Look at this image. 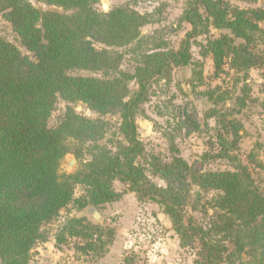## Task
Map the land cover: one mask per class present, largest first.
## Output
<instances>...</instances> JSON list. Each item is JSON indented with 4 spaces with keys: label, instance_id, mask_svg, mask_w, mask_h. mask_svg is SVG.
<instances>
[{
    "label": "trees",
    "instance_id": "obj_1",
    "mask_svg": "<svg viewBox=\"0 0 264 264\" xmlns=\"http://www.w3.org/2000/svg\"><path fill=\"white\" fill-rule=\"evenodd\" d=\"M38 1L60 10H43L29 0H0V12L34 55L24 54L0 34V264H29L32 249L46 240L42 226L71 203L97 208L117 201L121 193L113 187L115 179L129 184L139 198L157 201L183 247L198 244L195 264H264V188L249 164L235 163L233 153L242 125L226 119L224 112L219 151L205 155L227 158L233 169L202 171L180 155L171 161L152 155L147 164L166 181L160 186L147 174L143 161L148 157L135 121L155 78L169 74L174 66L192 64L191 40L199 36L207 35L202 53L211 55L216 76L226 72V65L245 75L253 68L264 71V50L258 41L264 8H240L227 0H186L182 19L192 29L181 47L155 43L143 50L141 28L150 23L149 13L129 5L101 12L97 9L101 0ZM211 28L227 32L211 37ZM130 45L139 56L132 72L120 69L123 54L117 49ZM76 70L103 72V77L74 74ZM132 81L138 85L135 91L129 86ZM60 99L81 101L102 115L120 113V129L128 143H119L116 151L96 145L92 159L78 171L61 174L68 153L81 155L72 151L68 140L96 142L105 134L106 122L82 121L68 106L61 122L52 127L49 120ZM217 113L214 109L209 116ZM179 122L189 133L201 127L187 111ZM249 157L264 173V161L254 153ZM76 184L85 186V195L75 197ZM194 186L216 191L207 227L186 217L188 207L198 208L192 201ZM66 234L85 240L79 247L83 252L103 255L115 230L106 233L99 224L72 218L61 228L57 242Z\"/></svg>",
    "mask_w": 264,
    "mask_h": 264
},
{
    "label": "rangeland",
    "instance_id": "obj_2",
    "mask_svg": "<svg viewBox=\"0 0 264 264\" xmlns=\"http://www.w3.org/2000/svg\"><path fill=\"white\" fill-rule=\"evenodd\" d=\"M29 1L43 10H60L38 0ZM227 1L240 8H264V0ZM123 5L150 14V23L141 28L144 43L140 48L143 50L153 48L155 43L178 50L187 32L192 29L191 24L182 19L186 0H101L97 9L109 12ZM261 28L258 41L259 48L264 50V21ZM210 31L211 37H219L227 32L215 28ZM0 34L24 54L34 57L22 45L20 37L1 12ZM206 38L207 35H203L191 40L192 64L174 66L169 74L165 72L162 77L155 78L149 100L137 110L135 121L148 157L146 162L143 161L147 174L158 185H166L161 175L154 173L147 164L152 155L164 161H171L173 156L180 155L202 171L233 169L234 164L227 158L205 157L208 153L215 155L219 151L217 136L219 131L225 133L222 115L226 112V119L235 120L243 127L238 148L233 151L238 158L235 163L249 164L257 183L264 188V173L255 168L249 157L250 153H254L258 160L264 161V71L253 68L245 75L226 65V72L216 76L211 55L204 56L202 53L201 44L206 42ZM134 47L117 48L123 54L120 69L134 71L139 58L132 50ZM73 73L103 77V72L76 70ZM129 86L133 91L138 89L136 82L132 81ZM68 106L75 110L82 121L104 120L105 134L96 142L83 144L70 138L68 144L72 151L78 150L81 155L77 157L73 152L68 153L61 163V174L78 171L92 159L96 145L116 151L119 143H128L120 129V113L102 115L81 101L60 99L49 120L50 126L55 127L61 122ZM214 109L218 113L209 116ZM183 111L191 113L200 123L198 131L189 133L186 128L180 127L179 119ZM229 137H232V133ZM212 143H216L215 147ZM70 159H74L73 165H70ZM113 187L121 193L117 201L97 208L91 205L80 208L77 203H71L58 217L45 223L41 229L46 240L38 242L32 249L29 264H195L198 244L194 247L181 245L171 219L157 201L139 198L131 191L129 184L119 179L113 181ZM85 194V186L76 184L75 197ZM191 195L198 208L192 210L188 207L186 217L192 216L207 227L214 215L211 199L216 191L194 186ZM94 212L100 215L99 221ZM72 218H85L87 222L99 224L106 233L109 229L115 230L114 239L103 255L83 252L79 247L85 244V240L76 236L66 234L62 242H57L61 228Z\"/></svg>",
    "mask_w": 264,
    "mask_h": 264
},
{
    "label": "water",
    "instance_id": "obj_3",
    "mask_svg": "<svg viewBox=\"0 0 264 264\" xmlns=\"http://www.w3.org/2000/svg\"><path fill=\"white\" fill-rule=\"evenodd\" d=\"M70 160H71L70 161V165H73L74 159H70ZM94 215H95L96 219L99 221L100 220V215L98 213H96V212H94Z\"/></svg>",
    "mask_w": 264,
    "mask_h": 264
}]
</instances>
